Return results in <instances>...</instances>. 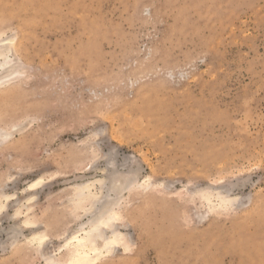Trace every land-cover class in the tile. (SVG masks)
Returning <instances> with one entry per match:
<instances>
[{"label":"rangeland","instance_id":"obj_1","mask_svg":"<svg viewBox=\"0 0 264 264\" xmlns=\"http://www.w3.org/2000/svg\"><path fill=\"white\" fill-rule=\"evenodd\" d=\"M2 45L0 194L44 181L0 264H46L8 230L57 249L113 165L131 249L98 264H264V0H0Z\"/></svg>","mask_w":264,"mask_h":264},{"label":"bare ground","instance_id":"obj_2","mask_svg":"<svg viewBox=\"0 0 264 264\" xmlns=\"http://www.w3.org/2000/svg\"><path fill=\"white\" fill-rule=\"evenodd\" d=\"M4 41L7 42V40ZM7 44H9V42ZM10 49L11 48L6 45L0 47V69L9 64ZM11 68V70L8 69L9 71L0 75V80L6 79L9 75L12 76L15 73H20L17 66L14 69L13 67ZM8 136V133H0V140ZM108 164L113 163L109 162ZM112 167H110L111 171H113ZM111 171L108 172L110 179L107 177L106 180H99L97 182L99 185L98 190H91V187L95 184L90 183L79 186L72 195L73 199L71 201L75 205L84 206L88 204L86 213H91V216L87 222L79 225V228L66 239L63 245L54 250L47 248L46 243L49 234L45 226L34 228L35 224L28 217L20 221L22 226H19L18 223H14L8 230L7 235L13 240L12 244L19 239L25 228H29L31 230V236L26 238V241H28L29 245L33 244L35 248L43 249L42 254L46 264H62L61 257L63 255H66L65 257L68 258L67 264H74V262H79V264H98L102 259L116 252L117 249L123 251L130 250L131 239H129L128 234L122 230V228L126 226L124 221V206L121 205L120 198H111L116 191V183L115 180L112 179L113 172ZM135 179V176L126 177L123 189H127L128 186L132 185ZM43 181L44 179L40 178L29 183L22 191L21 198L16 200L13 199L14 195L6 193L0 194V214L9 207H13L14 213L8 216L10 219L14 220L18 217L21 218L22 215L28 216L33 207L32 205L36 195L38 194L37 190ZM215 196L222 206L226 207L229 203H233L230 198L221 193H216Z\"/></svg>","mask_w":264,"mask_h":264},{"label":"snow or ice","instance_id":"obj_3","mask_svg":"<svg viewBox=\"0 0 264 264\" xmlns=\"http://www.w3.org/2000/svg\"><path fill=\"white\" fill-rule=\"evenodd\" d=\"M107 226V225H106ZM74 264H79V262H74Z\"/></svg>","mask_w":264,"mask_h":264}]
</instances>
